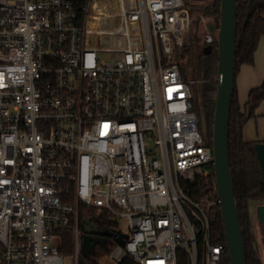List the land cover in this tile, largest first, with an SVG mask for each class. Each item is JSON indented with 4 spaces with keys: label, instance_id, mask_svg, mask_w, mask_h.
<instances>
[{
    "label": "built area",
    "instance_id": "obj_1",
    "mask_svg": "<svg viewBox=\"0 0 264 264\" xmlns=\"http://www.w3.org/2000/svg\"><path fill=\"white\" fill-rule=\"evenodd\" d=\"M93 4L80 17L71 0H0V264H80L81 207L128 219L112 264H179V251L190 264H225L226 239L212 230L218 195L189 193L214 163L196 80L179 61L191 7L122 0L123 46L102 47L90 39ZM101 50L122 56L105 62Z\"/></svg>",
    "mask_w": 264,
    "mask_h": 264
},
{
    "label": "trees",
    "instance_id": "obj_2",
    "mask_svg": "<svg viewBox=\"0 0 264 264\" xmlns=\"http://www.w3.org/2000/svg\"><path fill=\"white\" fill-rule=\"evenodd\" d=\"M75 5L79 16L84 15V7L88 0H71ZM221 0H210L203 5L191 7L193 11L211 16L218 24L220 17ZM238 28H237V58L236 76L239 68L243 64H254L255 53L261 38H264V0H238ZM202 26V25H201ZM200 26V27H201ZM202 31V30H201ZM193 42L191 61L193 74L201 82L200 90L193 87L194 106L196 111L204 112L207 119L206 141L213 146V124L215 113V97L217 91L218 75V49L217 41L211 45V51L206 52L203 37L197 38ZM186 43L183 47H187ZM264 101V81L252 87L248 94V99L241 106L238 98V89L235 83V90L232 99L230 113V163L235 188V196L240 212V220L243 227V235L246 245L247 264H264L260 251L254 221L250 216L252 202L264 203V180L262 170L257 158L255 145L264 140H246L244 138V128L247 122L258 117V108ZM206 177L198 178L189 189V193L195 197L217 196L215 175L213 165ZM87 221L97 226L100 230L118 231V225L112 215L103 210L99 212L97 208H80V225L84 231ZM212 230L214 234L220 233L225 240L223 221L220 213V206H216L212 211ZM110 244H99L94 250L83 256L88 264H101L100 257L115 245L112 237H108ZM59 248L62 253H72L74 250V236L71 231L61 232V244ZM179 264H190V259L185 251L178 253ZM225 264H230L229 256L225 257Z\"/></svg>",
    "mask_w": 264,
    "mask_h": 264
},
{
    "label": "water",
    "instance_id": "obj_3",
    "mask_svg": "<svg viewBox=\"0 0 264 264\" xmlns=\"http://www.w3.org/2000/svg\"><path fill=\"white\" fill-rule=\"evenodd\" d=\"M238 0H221L218 24L209 21L208 26L214 33L218 49L217 91L213 124L212 152L214 155L213 170L220 200V213L223 221L230 264H247L246 245L240 212L235 196L234 181L230 163V113L236 83ZM211 46L205 48L211 51ZM262 179L264 180V142L255 145ZM260 222L264 223V203L256 208ZM93 234L113 237L114 241L125 245L128 234L122 231L100 230L87 221L82 242V255L91 253L99 240ZM80 264H88L83 258Z\"/></svg>",
    "mask_w": 264,
    "mask_h": 264
},
{
    "label": "rangeland",
    "instance_id": "obj_4",
    "mask_svg": "<svg viewBox=\"0 0 264 264\" xmlns=\"http://www.w3.org/2000/svg\"><path fill=\"white\" fill-rule=\"evenodd\" d=\"M189 6L196 7L199 5H203L205 2L210 1V0H186ZM196 5V6H195ZM101 10L103 11H108L111 9V7L108 5H101ZM203 18H208L211 21H214V18L211 16H206L204 14H199L193 11V27L191 30V34L189 37V40L187 42L188 46L183 47L179 51V61L181 63L182 70L184 72V75L189 78V79H195L196 83L193 85L195 88V85L197 87V90H200L201 88V82L199 79L195 77L193 74V65L191 61V56H192V46H189L193 42H199L197 41V38L203 37L202 34V19ZM201 26V27H200ZM122 56V52L120 51H115V50H101L98 53V57L100 60H103L105 62H115L117 61L120 57ZM264 81V38H261L258 48L255 53V61L254 64L249 65V64H243L239 68V72L237 73L236 76V85L238 89V98L239 102L242 107H244L247 99H248V94L249 91L252 87L260 85ZM258 113L260 114L256 118L250 119L247 124L245 125L244 128V138L246 140H254L259 137V135H262L264 137V101L260 104L258 108ZM197 114L199 116V123H200V129L206 137L207 134V119L204 114V112H198ZM207 172L211 171V168H206ZM256 206L252 204L251 207V218L254 221V228L255 232L257 235L260 251L262 254V251H264V227L261 223H257V217H256ZM118 229L121 230L124 233H129L130 231V223L127 218L122 217V218H115ZM259 227H263V229L259 230ZM260 236V237H259ZM261 238V239H259ZM65 254H70V253H65ZM100 262L101 264H112L111 261L109 260V255L107 252L104 253L103 256L100 257Z\"/></svg>",
    "mask_w": 264,
    "mask_h": 264
},
{
    "label": "bare ground",
    "instance_id": "obj_5",
    "mask_svg": "<svg viewBox=\"0 0 264 264\" xmlns=\"http://www.w3.org/2000/svg\"><path fill=\"white\" fill-rule=\"evenodd\" d=\"M102 4L109 5L111 9L108 11L101 10ZM122 9V0H94L90 16V39H94L95 45L102 47L123 46ZM92 32L95 34L93 35Z\"/></svg>",
    "mask_w": 264,
    "mask_h": 264
},
{
    "label": "crops",
    "instance_id": "obj_6",
    "mask_svg": "<svg viewBox=\"0 0 264 264\" xmlns=\"http://www.w3.org/2000/svg\"><path fill=\"white\" fill-rule=\"evenodd\" d=\"M254 140H264V137L262 136V135H259V137L257 138V139H254ZM252 204H254L256 207L255 208H257V206L259 205V204H262V203H257V202H252L251 203V207H252ZM256 210V209H255ZM256 212V217H257V223L259 224V223H261L262 225H263V227H264V223L263 222H260V220H259V217H258V214H257V210L255 211ZM250 216H251V208H250ZM263 227L261 226V227H259V225H258V229L259 230H261V229H263ZM260 237V236H259ZM259 239H261V238H259ZM262 257H263V260H264V251H262Z\"/></svg>",
    "mask_w": 264,
    "mask_h": 264
},
{
    "label": "flooded vegetation",
    "instance_id": "obj_7",
    "mask_svg": "<svg viewBox=\"0 0 264 264\" xmlns=\"http://www.w3.org/2000/svg\"><path fill=\"white\" fill-rule=\"evenodd\" d=\"M92 237L95 238L96 240H99V242L96 244V246L99 244L108 245L111 242L108 239V237H110V236H103L101 234H93Z\"/></svg>",
    "mask_w": 264,
    "mask_h": 264
}]
</instances>
